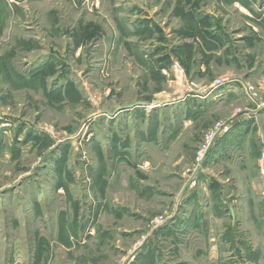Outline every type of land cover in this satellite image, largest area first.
Segmentation results:
<instances>
[{"label":"rangeland","instance_id":"rangeland-1","mask_svg":"<svg viewBox=\"0 0 264 264\" xmlns=\"http://www.w3.org/2000/svg\"><path fill=\"white\" fill-rule=\"evenodd\" d=\"M263 111L264 0H0V264H264L200 163Z\"/></svg>","mask_w":264,"mask_h":264},{"label":"crops","instance_id":"crops-1","mask_svg":"<svg viewBox=\"0 0 264 264\" xmlns=\"http://www.w3.org/2000/svg\"><path fill=\"white\" fill-rule=\"evenodd\" d=\"M261 116L264 119V111ZM235 117L227 126L224 136L217 141L205 162L203 161V173L206 175L205 182L208 184L209 180L216 181V184H218L216 185L217 188L215 189L212 186V192H216L218 197L231 198L235 196V193H238V189H235V193L233 191L226 193L228 189L226 185H229L230 182L253 179L250 176L252 169L258 167L260 172L261 164L264 162V124H259L258 118L255 119L254 115L242 114ZM262 190L263 188H261L260 192ZM208 191L206 192L207 196ZM238 196H241V193ZM243 196L247 197V193L245 192ZM206 211L207 208L205 209ZM215 212L220 214L218 218L222 220L231 215L233 224L237 223L241 218L239 209L237 210L234 206L226 208L223 203H220L219 207L216 206ZM237 219L239 220L236 221Z\"/></svg>","mask_w":264,"mask_h":264},{"label":"built area","instance_id":"built-area-1","mask_svg":"<svg viewBox=\"0 0 264 264\" xmlns=\"http://www.w3.org/2000/svg\"><path fill=\"white\" fill-rule=\"evenodd\" d=\"M229 123L225 122H218L216 124L215 129L211 130L209 135L207 136V145L206 147L200 152V163L208 156L209 152L213 149L217 141L222 138L227 130V126ZM261 183H262V193L264 195V162L261 164Z\"/></svg>","mask_w":264,"mask_h":264},{"label":"water","instance_id":"water-1","mask_svg":"<svg viewBox=\"0 0 264 264\" xmlns=\"http://www.w3.org/2000/svg\"><path fill=\"white\" fill-rule=\"evenodd\" d=\"M140 105L147 106L148 104L147 103H141ZM153 105L154 106H161V105H166V103L165 102L154 101ZM136 106H138V105H131V106L126 107V109H131V108L136 107ZM0 118H1V113H0Z\"/></svg>","mask_w":264,"mask_h":264}]
</instances>
